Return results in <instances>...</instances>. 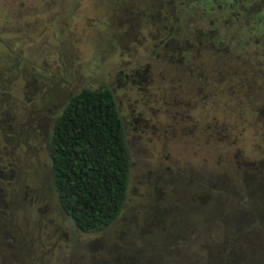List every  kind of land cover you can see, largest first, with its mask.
Returning a JSON list of instances; mask_svg holds the SVG:
<instances>
[{"label":"rangeland","instance_id":"rangeland-1","mask_svg":"<svg viewBox=\"0 0 264 264\" xmlns=\"http://www.w3.org/2000/svg\"><path fill=\"white\" fill-rule=\"evenodd\" d=\"M167 1L0 0V264H109L154 229L169 193L161 179L195 167L225 180L245 162L264 171V0L186 22L204 40L225 37L189 62L204 91L160 45L173 35L148 18L171 13ZM100 84L115 99L130 168L117 219L86 233L55 199L46 141L66 100Z\"/></svg>","mask_w":264,"mask_h":264},{"label":"trees","instance_id":"trees-1","mask_svg":"<svg viewBox=\"0 0 264 264\" xmlns=\"http://www.w3.org/2000/svg\"><path fill=\"white\" fill-rule=\"evenodd\" d=\"M243 2L168 0L171 13L148 17L161 33L173 35L159 39L160 45L170 50L172 62L199 80L201 85L193 81L194 90H203L204 84L203 73L195 69L196 58L211 50L214 35L221 46L225 37L209 32L204 40L208 32H187L186 22L207 21L218 9L226 17L242 15L249 7L242 9ZM210 27L219 31L213 21ZM46 149L55 199L72 224L93 233L115 221L126 199L130 157L110 88L100 84L72 94L53 118ZM254 169L245 162L224 180L217 172L192 167L189 173L161 179L169 193L155 214L154 229L137 247L116 251L109 264H264V171Z\"/></svg>","mask_w":264,"mask_h":264}]
</instances>
